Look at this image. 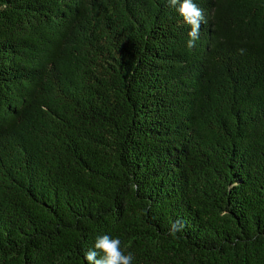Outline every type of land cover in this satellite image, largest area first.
<instances>
[{"label":"trees","instance_id":"obj_1","mask_svg":"<svg viewBox=\"0 0 264 264\" xmlns=\"http://www.w3.org/2000/svg\"><path fill=\"white\" fill-rule=\"evenodd\" d=\"M193 2L0 0V264H264V0Z\"/></svg>","mask_w":264,"mask_h":264},{"label":"clouds","instance_id":"obj_2","mask_svg":"<svg viewBox=\"0 0 264 264\" xmlns=\"http://www.w3.org/2000/svg\"><path fill=\"white\" fill-rule=\"evenodd\" d=\"M170 6L179 5L176 10L183 22L189 26L186 46L191 49L199 39L200 25L205 22V15L201 8L193 0H168ZM135 187V185H133ZM180 221H174L168 231V235L175 236L182 229ZM83 259L87 264H133L131 253L125 254L121 249V240L110 237L107 234L97 235L91 248L84 252Z\"/></svg>","mask_w":264,"mask_h":264}]
</instances>
